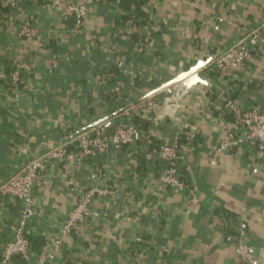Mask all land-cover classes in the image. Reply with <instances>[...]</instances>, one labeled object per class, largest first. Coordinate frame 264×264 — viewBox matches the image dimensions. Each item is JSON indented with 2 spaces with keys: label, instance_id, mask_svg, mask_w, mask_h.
<instances>
[{
  "label": "crops",
  "instance_id": "1",
  "mask_svg": "<svg viewBox=\"0 0 264 264\" xmlns=\"http://www.w3.org/2000/svg\"><path fill=\"white\" fill-rule=\"evenodd\" d=\"M67 2L0 6V185L81 130L109 133L132 121L142 135L79 170L45 172L34 201L37 253L50 249L77 197L100 187L113 195L94 200L87 225L64 239L54 264H239L229 235L251 249L248 264H264V158L249 142L217 151L230 132L244 134L225 100L264 114V56L237 77L202 70L206 86L182 98L180 87L154 97L164 106L155 115L141 106L160 84L198 61L211 64L245 32L264 30V0H105L76 34L73 20L60 17ZM28 18L37 34L21 39ZM21 62L31 69L15 92L7 78ZM180 139L196 205L158 186L163 165L155 151ZM19 209L0 199V249Z\"/></svg>",
  "mask_w": 264,
  "mask_h": 264
},
{
  "label": "built area",
  "instance_id": "2",
  "mask_svg": "<svg viewBox=\"0 0 264 264\" xmlns=\"http://www.w3.org/2000/svg\"><path fill=\"white\" fill-rule=\"evenodd\" d=\"M105 0H68L60 12V17L73 20V33L80 32L92 11ZM20 0H0L2 9L14 11ZM37 34L36 25L32 18L25 20L18 30V37L33 39ZM253 56H264V30L254 29L245 32L242 38L232 47L218 54L211 64L203 70L228 73L233 77L245 74L247 63ZM31 67L26 62L14 66L8 75L9 87L17 92L22 73ZM2 71L0 69V81ZM156 97V96H155ZM148 114L155 115L164 110L161 102L154 97L145 99L144 105ZM225 109L235 116V125L244 131L243 136L236 132L227 135V142L219 144L217 151L224 152L251 143L257 155L264 158V114L256 110H240L231 99L225 100ZM131 111V110H130ZM130 117L129 114L126 115ZM142 132L132 121L118 125L109 133L95 129L82 131L76 137L63 142L42 155L28 160L16 173L12 174L0 185V199H13L18 202L20 209L15 224L11 229L8 240L0 249V264H12L14 259L24 264H54L62 251L64 239L75 230L83 229L92 216V205L95 199H105L113 192L105 188L93 187L83 191L69 210L64 222L57 228L56 238L51 249L47 252L34 254L29 242L33 236L32 223L36 217L34 205L36 190L42 185L45 172L53 165L66 166L79 170L87 162L99 156L119 152L123 147L135 145ZM156 157L163 167L158 176V186L172 192L184 195L192 205L198 203L194 189L183 176L185 157L178 143L162 144L155 151ZM236 242L235 257L239 264H248L252 260L251 249L243 243L242 236L238 238L227 236L226 242Z\"/></svg>",
  "mask_w": 264,
  "mask_h": 264
},
{
  "label": "water",
  "instance_id": "3",
  "mask_svg": "<svg viewBox=\"0 0 264 264\" xmlns=\"http://www.w3.org/2000/svg\"><path fill=\"white\" fill-rule=\"evenodd\" d=\"M210 63V61H198L194 66L190 67L188 70L179 73L174 76L172 79L160 84L155 89L148 92L142 99L149 97H155L160 94L170 93L172 89L181 88L183 93L181 98L189 91L193 90L197 86H206L207 82L201 77V71ZM100 123V122H98ZM95 126V124H94ZM89 130V129H87ZM82 131L77 132L75 135H78Z\"/></svg>",
  "mask_w": 264,
  "mask_h": 264
},
{
  "label": "trees",
  "instance_id": "4",
  "mask_svg": "<svg viewBox=\"0 0 264 264\" xmlns=\"http://www.w3.org/2000/svg\"><path fill=\"white\" fill-rule=\"evenodd\" d=\"M1 11H2V12H5V9H2ZM181 139H182V138H181ZM181 139L178 141V144L182 143L181 141H182L183 139H182V140H181ZM28 240H29V242L31 243V248H32L33 253H34V254H40V253H37V251H36V241H37V238H36L35 236H29ZM50 249H51V247H50ZM50 249L43 250V251H41V253H43V252H47V251H49Z\"/></svg>",
  "mask_w": 264,
  "mask_h": 264
}]
</instances>
